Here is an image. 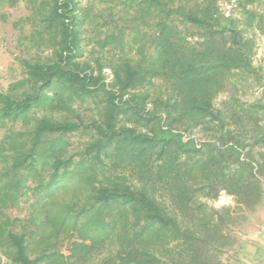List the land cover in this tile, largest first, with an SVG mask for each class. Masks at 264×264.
Masks as SVG:
<instances>
[{
    "label": "trees",
    "instance_id": "16d2710c",
    "mask_svg": "<svg viewBox=\"0 0 264 264\" xmlns=\"http://www.w3.org/2000/svg\"><path fill=\"white\" fill-rule=\"evenodd\" d=\"M106 1L107 16L78 0L41 7L52 55L21 60L26 79L0 92V248L11 264L54 258L32 257L4 213L31 192L44 207L58 205L48 218L55 230L94 244L119 239L120 264H229L220 255L236 244L227 229L235 209L247 219L264 205V106L215 100L233 72L256 71L245 33L264 32V0H227L241 18L226 16L220 0ZM102 21L109 31L91 41L119 52L107 65L84 58L88 26ZM96 99L98 118L86 122L74 106ZM76 133L90 141L71 154L66 138ZM71 190L81 205L60 202ZM222 193L235 209L197 201Z\"/></svg>",
    "mask_w": 264,
    "mask_h": 264
},
{
    "label": "rangeland",
    "instance_id": "374dc122",
    "mask_svg": "<svg viewBox=\"0 0 264 264\" xmlns=\"http://www.w3.org/2000/svg\"><path fill=\"white\" fill-rule=\"evenodd\" d=\"M82 8L89 9V14L111 13L113 5L106 0H78ZM50 0H0V92L6 93L12 86L26 79L21 60L38 61L45 60L52 55V48L47 41V36L41 32V25L37 13L41 7L49 4ZM221 11L226 16L241 18V9L234 1L220 0ZM264 11V10H263ZM118 12V9L113 11ZM98 29L99 31H95ZM89 33L84 39V58L92 60L93 57H103L108 64L110 60H116L119 52L108 47L101 52L99 47L91 40L97 36L104 38L109 27L102 21L94 29L88 26ZM245 36L254 41V55L252 65L255 73L233 72L228 80L225 90L216 98L217 107H225L232 98H238L245 107L250 105L264 106V32L258 29H249ZM131 56L137 55V48L130 52ZM108 81L112 79V72L109 67L104 68ZM100 99L88 101L82 105H75L78 113L86 122L98 118V107ZM264 118V110L261 111ZM198 140L204 141V132L198 133ZM69 152L75 154L81 151L90 141L85 134H73L68 136ZM258 151V150H257ZM74 191H68L59 196L61 203H76L81 205L82 198L76 196ZM81 199V200H80ZM198 202H206L209 206L219 209L223 206H231L234 209L236 204L233 197L222 193L217 200H210L199 194ZM58 205L44 207L28 192V196L21 199L20 203L5 210V215L15 222L11 229L18 233H25L30 243L32 257L46 251L55 253L54 258L47 264H120L117 258L121 241L117 238L106 242L92 243L83 239L77 230L57 229L48 223L51 216L58 210ZM236 210V220L229 224L227 229L236 240L234 248L222 255L220 261L229 264H255L254 254L257 249H264V205L256 211L249 213L247 219H241V211ZM55 230V231H54ZM47 242H41V238ZM42 244V245H41ZM48 249V250H47ZM0 248V262L11 264L10 259ZM165 261V258H162Z\"/></svg>",
    "mask_w": 264,
    "mask_h": 264
},
{
    "label": "crops",
    "instance_id": "0c3cea01",
    "mask_svg": "<svg viewBox=\"0 0 264 264\" xmlns=\"http://www.w3.org/2000/svg\"><path fill=\"white\" fill-rule=\"evenodd\" d=\"M255 264H264V249L262 247L258 248L254 254Z\"/></svg>",
    "mask_w": 264,
    "mask_h": 264
}]
</instances>
